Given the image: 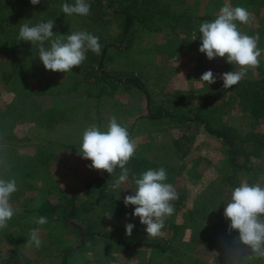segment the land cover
I'll return each instance as SVG.
<instances>
[{"label":"rangeland","instance_id":"obj_1","mask_svg":"<svg viewBox=\"0 0 264 264\" xmlns=\"http://www.w3.org/2000/svg\"><path fill=\"white\" fill-rule=\"evenodd\" d=\"M5 1L0 0V178L15 179L18 191L10 197L16 214L0 229V264H61L65 250L70 253L68 264H264V258H256L250 248L234 243L238 235L225 250L210 244V236L223 233L230 224L223 213L234 188L242 180L264 186V177L249 181L246 174L234 173L226 148L202 124L148 119L144 94L123 82L129 75L138 76L153 111L178 112L207 103L203 112L214 125L226 123L241 134L250 130L253 122L239 111L233 89L223 88L219 78L238 66L226 58L209 60L199 52V25L214 20L225 3L246 8L252 14L250 23L237 26L243 33L259 35L261 56L260 66L248 68L245 78H261L264 0H89L87 16L62 12L63 3L75 0H41L38 5L9 0L6 6ZM119 9L139 12L149 24L134 21L120 46L107 49L104 69L121 82L99 77V55L92 51L79 67L62 73L44 68L36 45L25 41L27 53L19 44L20 25L48 20L55 21L53 38L88 31L99 37L100 44L106 33L119 43L124 23ZM13 58L17 69H24L21 74L14 70ZM207 70L217 75L216 83L199 80ZM18 74L25 79H17ZM113 116L128 129L136 153L126 165L128 180L119 189L110 186L106 192L84 190L78 195L71 219L97 232L78 247L77 229L62 219L70 206L50 213L38 208L66 203L67 195L104 172L90 168L91 161L78 151L83 131L93 123L106 130ZM160 167L166 169L165 182L174 185L179 198L172 201L174 213L166 218L161 235L151 237L139 217L131 215L135 206L125 207L123 198L136 188L134 179ZM117 170L111 185L121 173ZM40 216L48 222L36 224L34 218ZM127 223L135 225L131 236L126 235ZM34 228L40 229L39 248L28 242ZM122 238L159 243L163 249L126 246L119 241Z\"/></svg>","mask_w":264,"mask_h":264},{"label":"clouds","instance_id":"obj_2","mask_svg":"<svg viewBox=\"0 0 264 264\" xmlns=\"http://www.w3.org/2000/svg\"><path fill=\"white\" fill-rule=\"evenodd\" d=\"M41 0H30L32 5L40 4ZM62 12L68 16L73 14L87 16L90 14L89 0H75L74 4L63 3ZM252 14L244 7H233L225 3L216 18L199 25L200 47L209 60L226 58V62L238 66L239 70L219 74L223 88H231L247 75L248 68L260 66L261 49L258 47L259 35H248L239 30L240 24L250 23ZM54 20L38 22L34 25L25 22L20 25L18 39L31 42L38 47L39 59L46 70L67 73L79 67L86 60L90 50L96 55L102 52L99 37L88 31H76L54 37ZM197 35L193 33L192 40ZM48 47H45V43ZM199 80L208 85L216 83L217 75L211 70L205 71ZM137 145L131 138L128 129L122 126L115 116L111 117L106 130L93 123L82 134L78 154L90 160L89 166L95 170H104L110 176L119 167L121 173L113 179L111 187L119 189L128 180L129 169L126 167L135 155ZM166 169H149L134 179L136 188L132 194L125 195V207L135 206L133 217H139L145 225L148 236L161 235L165 220L174 213L172 201L179 198V193L171 183H166ZM18 191L15 179L0 178V229L7 227L8 221L16 214L17 209L10 203V197ZM225 219L230 221L229 231H238V242L250 248L256 258H264V186L259 183L249 184L242 180L231 193L230 201L225 204ZM38 225L46 224L47 217L34 218ZM135 225H125L126 235L131 236ZM29 243L39 248L42 244L39 228L30 231Z\"/></svg>","mask_w":264,"mask_h":264},{"label":"trees","instance_id":"obj_3","mask_svg":"<svg viewBox=\"0 0 264 264\" xmlns=\"http://www.w3.org/2000/svg\"><path fill=\"white\" fill-rule=\"evenodd\" d=\"M8 1H5L3 5H8ZM117 13L122 15L124 18L123 27L118 39L119 43H117V41H113L111 39V36L107 35L106 33V37L101 43V45L103 46L102 52L96 60V71L99 77L105 81L110 79L121 82V79H119L115 75H111L110 72L104 69L107 49L110 46L116 48L120 46L121 40L127 36L129 29L134 21H138L142 26L146 27L149 24H147L145 20L147 16H144L142 14L140 15L138 14L139 12L119 9ZM19 44L23 46L24 49H22L28 53L29 48L26 47L25 41H21ZM14 59L15 58H13L12 63H15L16 65ZM30 60L31 59H29L27 63H29ZM23 65L24 64L22 63L20 66L22 67ZM14 70H16V72H20L21 74L24 69L20 67H18L17 69L16 65V68H14ZM14 70L12 68L11 73H14ZM20 74L17 75V79H20V81L24 80L25 78L21 77ZM6 77H8V75H6ZM123 82L136 87L144 94L147 101L148 119L157 120L160 118H166L168 120L176 121L177 123L202 124L206 133L215 137L217 140H220L226 148L228 152L227 164L230 166L231 170L234 171V173L238 172L246 174L249 181L254 178L264 177V76L258 79L244 78L238 84L229 88L233 89V92L237 98V106L239 111L243 115L248 116L253 122L251 129L242 134L236 127H233L226 123H221L220 125H214L213 123H211L208 117L205 115L206 113L203 112V109L206 107L207 103H201L195 108L182 109L178 112L169 109H159L158 111H153L149 108V92L143 81L138 76L129 75L123 80ZM4 113L5 112H3V116L5 115ZM117 169L118 167L115 169V172L118 171ZM111 178L112 176H110L106 171L92 176L84 185H82L80 188L75 189L69 195H67L66 203H50L44 206H40L38 210L41 211V213L43 211L50 213L52 211H55L59 207H62L63 210L64 208H66V206H70V210L68 212H65V217H63L62 219L66 226H74L77 229L80 237L77 246L81 247L85 244L88 236L93 235L96 231L91 230L88 226L77 223L76 221L71 219V216H73V214L75 213L78 195L84 190L88 193L95 191L96 189H100L105 192L108 191L111 186ZM105 205H109L112 207V205L109 204L108 201L105 202ZM237 235L238 231H229V228L227 227L223 233L210 236V244L212 246H216L222 250H225L230 245L232 238ZM119 241L126 246L141 244L149 246H159L163 249V246L159 243L153 244L133 241L124 238L119 239ZM69 248L71 247L69 246L68 249ZM69 255L70 253L68 254L67 250L63 252L61 257V264H68Z\"/></svg>","mask_w":264,"mask_h":264}]
</instances>
